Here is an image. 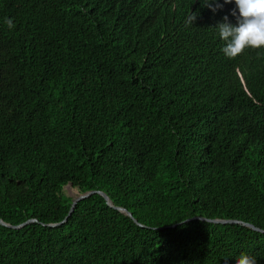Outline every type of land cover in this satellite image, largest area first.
<instances>
[{"label":"trees","instance_id":"obj_1","mask_svg":"<svg viewBox=\"0 0 264 264\" xmlns=\"http://www.w3.org/2000/svg\"><path fill=\"white\" fill-rule=\"evenodd\" d=\"M215 6L0 0V264H264V49ZM70 184L111 206L51 227Z\"/></svg>","mask_w":264,"mask_h":264},{"label":"clouds","instance_id":"obj_2","mask_svg":"<svg viewBox=\"0 0 264 264\" xmlns=\"http://www.w3.org/2000/svg\"><path fill=\"white\" fill-rule=\"evenodd\" d=\"M204 6L216 3L212 11L218 12L223 22L215 26L220 39L223 55L234 59L251 49H264V0H203ZM197 14L191 13L188 23L192 25ZM9 28L14 25L5 21ZM231 22V23H230ZM236 264H256V259L246 253L236 258Z\"/></svg>","mask_w":264,"mask_h":264},{"label":"water","instance_id":"obj_3","mask_svg":"<svg viewBox=\"0 0 264 264\" xmlns=\"http://www.w3.org/2000/svg\"><path fill=\"white\" fill-rule=\"evenodd\" d=\"M69 186L72 187L71 184H70ZM77 193H78V191H77ZM94 193H98V194L104 196V194H103L102 192H100V191H88V192H86V193H84V194H79V193H78V195H77L76 197L72 198L71 209H70V212H69L68 216L65 218V220L62 221V222H60V223L50 224L49 226L52 227V226H57V225H61V224L65 223V222L68 220V218L72 215V213H73V211H74V208H75L76 204H77L78 202L82 201L83 199H85V198L91 196V195L94 194ZM104 197H105V199H106V201H107V204L111 206V202H110L109 197H107V196H104ZM123 211H124L125 213H127L129 216H131V217L133 218V216H132V214H131L130 212H128V211H126V210H123ZM133 219H134V218H133ZM201 219H202V220H207V221H210V222H213V223H221V224H227V223H239V221L210 220V219H204V218H201ZM0 221H1V223L4 224L5 226H8V224H6L5 222H3L2 220H0ZM32 221H36V220H29V221H27L26 223H28V222H32ZM134 221H135L139 226H143L142 224L138 223L135 219H134ZM26 223H25V224H26ZM23 225H24V224H23ZM245 225L248 226V227H250V228H252V229H254V230L260 231L259 229H257V228H256L255 226H253V225H250V224H245ZM20 226H22V225H19L18 227H20Z\"/></svg>","mask_w":264,"mask_h":264},{"label":"rangeland","instance_id":"obj_4","mask_svg":"<svg viewBox=\"0 0 264 264\" xmlns=\"http://www.w3.org/2000/svg\"><path fill=\"white\" fill-rule=\"evenodd\" d=\"M64 194L69 198H74L78 195L77 191L73 187H70V186H67L64 188Z\"/></svg>","mask_w":264,"mask_h":264}]
</instances>
